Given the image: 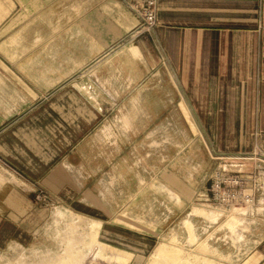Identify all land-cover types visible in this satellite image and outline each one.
I'll return each mask as SVG.
<instances>
[{"label":"crops","instance_id":"0c3cea01","mask_svg":"<svg viewBox=\"0 0 264 264\" xmlns=\"http://www.w3.org/2000/svg\"><path fill=\"white\" fill-rule=\"evenodd\" d=\"M127 2L0 0V240L63 226L44 262L81 264L79 214L99 256L264 264V173L252 206L208 202L264 160V0H157L150 33Z\"/></svg>","mask_w":264,"mask_h":264},{"label":"rangeland","instance_id":"374dc122","mask_svg":"<svg viewBox=\"0 0 264 264\" xmlns=\"http://www.w3.org/2000/svg\"><path fill=\"white\" fill-rule=\"evenodd\" d=\"M74 214V213H73ZM72 219L71 223L72 228L77 227L76 230L78 232V235L81 237H84L83 231H81L82 228L79 226H88L87 227V245L90 246V242L92 240V237L94 238V243L97 246H93L91 248L87 247H81L82 252L84 253V257L81 261V264H149L151 256L155 249H157L160 245H165L163 243L158 244L157 246L154 245V249L152 248H146L144 251H140L139 248L135 250V252H128L120 249H111V248H103L105 250L103 256L97 255L100 250L99 246L100 244L97 243V233L95 231V226H91L93 223L91 222V218H88L90 220L86 221L85 219L79 218L80 215L76 214ZM68 224V225H69ZM66 226V224L64 225ZM59 226H57L58 228ZM68 229L66 227L60 226L59 230H57L54 234L52 233V230H48L47 227H41L39 228V233L29 232L26 233V240L25 241H18V239L13 238L11 240L12 234H7L8 238L0 240V264H45V260H57L58 257L63 256L66 249L63 245L64 242H59L61 240L62 236L66 233L63 231V229ZM62 229V230H61ZM222 233L218 235V237L222 238ZM67 237V235H65ZM76 236L73 235L74 240L76 241ZM216 251L219 254L218 256H215V259L217 261H220L221 264H233L231 262V259L228 258L229 250L225 249L223 246V243H221L220 240L216 241ZM77 244H79L78 241H76ZM83 244V242H81ZM85 243V242H84ZM171 246L175 247H183L184 249H188L184 246H178L176 244H172ZM105 247V246H104ZM68 250V249H67ZM67 252V251H66ZM188 252V250H186ZM116 253L125 254L126 257H128L127 261L125 263H120L116 260L114 257ZM46 255H50L46 257ZM44 257H46L44 259ZM54 258V259H53ZM114 262V263H113Z\"/></svg>","mask_w":264,"mask_h":264},{"label":"built area","instance_id":"2783aa9c","mask_svg":"<svg viewBox=\"0 0 264 264\" xmlns=\"http://www.w3.org/2000/svg\"><path fill=\"white\" fill-rule=\"evenodd\" d=\"M127 1L141 21L140 30L152 32L156 26L157 0ZM252 157L256 161L250 176L219 170L213 172L208 187V202L227 209L249 207L256 202L254 192L260 189L258 176L264 173V160L256 155Z\"/></svg>","mask_w":264,"mask_h":264}]
</instances>
